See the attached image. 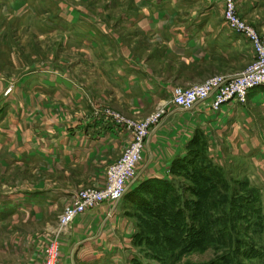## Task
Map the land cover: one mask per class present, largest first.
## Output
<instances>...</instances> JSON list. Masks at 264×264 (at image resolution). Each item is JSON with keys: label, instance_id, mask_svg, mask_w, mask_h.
Wrapping results in <instances>:
<instances>
[{"label": "rangeland", "instance_id": "obj_1", "mask_svg": "<svg viewBox=\"0 0 264 264\" xmlns=\"http://www.w3.org/2000/svg\"><path fill=\"white\" fill-rule=\"evenodd\" d=\"M219 1L0 0V264H42L46 245L61 236L63 206L77 190L104 178L111 160L72 161L80 125L116 128L122 150L131 141L128 121L145 122V140L155 120L165 119L170 92L124 66L127 57L172 76L184 60L172 33H234L241 37L238 48L227 58L206 57L203 77L193 83L231 75L252 60L248 38L226 25ZM234 2L264 40V0ZM258 86L244 99L222 103H244L264 87ZM222 103L208 102L195 112L218 110ZM58 127L64 132L62 162L47 157L41 163L34 147L39 143L47 153L48 131L56 136ZM212 134L198 125L183 130L179 152L158 163L160 173L130 186L157 177L162 180H155L154 195L140 190L134 202L120 198L121 214L131 219V264H264V199L257 210L264 183L238 166L215 165ZM149 161L143 145L136 169ZM45 195L51 203L43 204ZM30 196L42 197L28 202ZM176 206L180 212L172 210Z\"/></svg>", "mask_w": 264, "mask_h": 264}, {"label": "crops", "instance_id": "obj_2", "mask_svg": "<svg viewBox=\"0 0 264 264\" xmlns=\"http://www.w3.org/2000/svg\"><path fill=\"white\" fill-rule=\"evenodd\" d=\"M215 2L218 3V0ZM174 36L178 37L177 46L182 49L176 52L184 55L176 74L165 77L156 71L152 73L145 68L142 61L130 57L125 59L124 66L133 73L143 72L152 86L165 87L166 91L170 92L173 85L182 86L199 80L203 77L199 70L203 68L202 63L206 57L209 59L211 54H215L227 58V52L234 46L238 48V41L241 39L234 33H172L171 37ZM199 37L201 44H194L193 40ZM200 54L202 59L199 57ZM233 59L232 56L228 62ZM199 64L201 66H198ZM208 102V99L198 101L186 109L171 104L165 117L170 118V126L163 125L165 120L163 119L149 129L144 141V152L150 161L144 163L142 167L140 165L137 167L136 174L127 183L126 189L140 176L142 178L159 174L161 170L158 163L168 161L172 155L179 152L183 130L193 128L195 125L202 127L205 132H213L211 154L215 164L238 166L250 177L257 173V179L264 183V87L247 94L244 103L228 100L223 102L218 110L205 108L195 112L198 106ZM96 127L98 126L90 125L87 130L80 125L78 137L74 142L72 161L76 160L79 163L83 158L89 157L97 162V157L100 156V162L107 163L121 152V143L115 141V136L118 137L120 132L118 133L112 126L100 129ZM60 130L58 127L56 136L54 129L48 131L52 135L51 140L44 145V148L48 149L47 153L38 146L39 143L34 147V151L39 150L36 158L40 154L41 163L51 157L62 162L64 132ZM103 181L102 177L90 183L101 186ZM62 189L66 190L68 187ZM62 189L59 190L57 197L63 195ZM259 191L260 207L263 209L264 189L259 186ZM37 197L30 196L28 202H35L34 199ZM49 198L45 195L42 199L43 204L47 201L51 203ZM121 209L120 199L114 202L103 200L77 213L67 226L60 230L57 264H131L133 257L130 243L131 219L130 216L121 214Z\"/></svg>", "mask_w": 264, "mask_h": 264}, {"label": "built area", "instance_id": "obj_3", "mask_svg": "<svg viewBox=\"0 0 264 264\" xmlns=\"http://www.w3.org/2000/svg\"><path fill=\"white\" fill-rule=\"evenodd\" d=\"M221 1V16L226 25L248 38L252 49V60L240 71L231 75L210 76L200 82L187 86L173 85L169 101L181 108H190L198 101L208 99L212 106H218L226 99H244L248 89L264 85V40L239 16L234 0ZM156 112L152 115L155 117ZM157 118L154 122H158ZM131 141L121 150L119 156L110 161L105 169L101 186H85L77 190L72 200L63 206L58 215L60 230L79 212L97 203L107 200L117 201L127 183L136 174V165L140 160L144 145L145 122L130 123ZM153 124V125H154ZM56 232V234L58 233ZM58 241L53 239L45 247L42 264H57Z\"/></svg>", "mask_w": 264, "mask_h": 264}, {"label": "trees", "instance_id": "obj_4", "mask_svg": "<svg viewBox=\"0 0 264 264\" xmlns=\"http://www.w3.org/2000/svg\"><path fill=\"white\" fill-rule=\"evenodd\" d=\"M216 165V164H215ZM153 179H154V181H153ZM155 180L156 181H158V180H162V179H158L157 177L155 178V177H148V178H144V179H142L140 182H139V184L138 185H136V186H132V187H130V188H128V189H125L124 190V192L122 193V195H121V197L120 198H122V199H129V200H131V201H133L134 202V197H139V196H141V194H140V190H146L147 192H149V193H153V195H154V193H155V190H156V184H154V183H156L155 182ZM204 180V177L202 178H200V182H202ZM211 180V179H210ZM145 181V182H144ZM161 183V182H160ZM158 188H160L159 186H158ZM131 190V191H130ZM119 198V199H120ZM255 201H256V199H255ZM175 209H172L174 212L175 211H179L180 212V207L179 206H176V207H174ZM170 210H171V208H170ZM257 210L258 211H260V206H257ZM154 213V212H153ZM166 218V217H165ZM176 218V216H171V218H170V220H172V221H174V219ZM166 220V219H165ZM138 235H139V233H138ZM228 238H229V236H228ZM235 242H236V239H235Z\"/></svg>", "mask_w": 264, "mask_h": 264}]
</instances>
